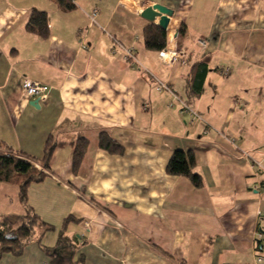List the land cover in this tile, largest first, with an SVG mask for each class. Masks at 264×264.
<instances>
[{
	"label": "crops",
	"instance_id": "1",
	"mask_svg": "<svg viewBox=\"0 0 264 264\" xmlns=\"http://www.w3.org/2000/svg\"><path fill=\"white\" fill-rule=\"evenodd\" d=\"M72 3L65 9L57 0H0V142L38 161L49 140L56 145L27 203L20 181L0 182V224L29 207L55 225L41 242L35 234L21 255L4 253L0 264L81 257L83 264H252L264 257L257 240L264 173L250 158L264 155V0ZM155 3L173 10L167 39L190 53L185 62L168 65L146 48L144 28L152 22L141 12ZM34 8L47 12L46 37L27 29ZM130 48L137 65L125 56ZM205 59L209 71L196 96L192 71ZM153 75L171 91H158ZM27 78L51 86L39 108L24 92ZM174 94L190 100L208 132L201 121L187 124ZM101 132L123 150L101 148ZM82 138L88 145L75 170ZM177 148L193 150L201 187L168 172ZM67 218L73 220L64 227ZM63 228L69 241L51 259L43 246L55 247Z\"/></svg>",
	"mask_w": 264,
	"mask_h": 264
},
{
	"label": "trees",
	"instance_id": "2",
	"mask_svg": "<svg viewBox=\"0 0 264 264\" xmlns=\"http://www.w3.org/2000/svg\"><path fill=\"white\" fill-rule=\"evenodd\" d=\"M65 9L74 8V4L69 0H57ZM27 29L31 32L39 33L46 37L49 34L48 15L47 12L36 8L31 10ZM185 25L180 27L179 33L185 34ZM167 31L161 28L158 24L149 23L144 28V41L147 49L160 51L167 46ZM209 71L206 59L195 64L192 71V79L190 88L194 95L198 96L203 92L204 81ZM183 98V97H182ZM188 103L190 100L187 99ZM100 147L113 153H120L123 148L106 132H101L99 136ZM88 142L85 138L79 140L75 146L73 167L76 170L83 158ZM56 145L46 144L45 157L43 160H36L34 157L22 151H16L0 142V182H19L21 199L27 203L28 189L32 182L43 180L50 170V158L53 154ZM195 154L192 149L177 148L168 163L167 170L173 175H184L191 179L193 184L201 187L203 178L201 174L194 171ZM42 168H37V165ZM30 219V221H29ZM72 218H67L64 227L72 221ZM36 224L42 228L41 232L36 227ZM55 228L52 224L44 221L32 208L27 207L25 216H5L0 224V258L4 253L11 252L15 255H21L26 244L32 237L39 233V241H42L44 235L53 231ZM64 228L59 234V239L55 247L43 246L51 259L57 257V254L69 238L65 234ZM83 257L73 262L72 264H83Z\"/></svg>",
	"mask_w": 264,
	"mask_h": 264
},
{
	"label": "built area",
	"instance_id": "3",
	"mask_svg": "<svg viewBox=\"0 0 264 264\" xmlns=\"http://www.w3.org/2000/svg\"><path fill=\"white\" fill-rule=\"evenodd\" d=\"M71 2H75L76 0H70ZM100 11L98 8H94L93 11L90 14V20L92 24H97V17L99 15ZM169 30V27L167 31ZM177 32L175 31L173 33L172 38L175 39L177 36ZM199 43L202 45H206L205 41L199 40ZM115 47H123V44L119 40H115ZM83 48H87L86 45H83ZM125 56L127 59L132 61L133 64L137 65L139 63L137 56L133 49H125ZM190 53L187 52L185 49L181 48H172L169 47V40L167 39V46L159 51L160 58L162 61L168 65H173L179 60H183L185 62L186 57L189 56ZM223 73L227 74L228 70L224 71ZM153 79L155 81L156 89L158 91H171V88L168 84V82L163 81L159 79L158 77L153 75ZM23 89L27 96L31 98H38L40 103L43 101H46L49 97L51 86L32 79H25L23 82ZM174 98L177 102H179L181 107V113L189 115L190 119L188 120L187 124L192 125L195 121H201L205 130L204 132H208L209 124L208 122L203 118V116L199 113V111L195 108H193L187 101V99L182 98L178 94H174ZM248 155V154H247ZM248 157H250L248 155ZM253 165L257 168H259L264 173V155L260 159H255L253 157H250ZM262 190L264 191V185L260 186ZM257 240L259 242V246L261 248L264 247V233L262 230H259L257 234ZM252 264H264V257L261 254H257L255 256L254 262Z\"/></svg>",
	"mask_w": 264,
	"mask_h": 264
},
{
	"label": "water",
	"instance_id": "4",
	"mask_svg": "<svg viewBox=\"0 0 264 264\" xmlns=\"http://www.w3.org/2000/svg\"><path fill=\"white\" fill-rule=\"evenodd\" d=\"M173 15V10L162 4L155 3L141 12V16L152 23L158 24L161 28L167 30L170 24L171 17ZM31 104L36 108L41 106L38 98L31 101Z\"/></svg>",
	"mask_w": 264,
	"mask_h": 264
},
{
	"label": "rangeland",
	"instance_id": "5",
	"mask_svg": "<svg viewBox=\"0 0 264 264\" xmlns=\"http://www.w3.org/2000/svg\"><path fill=\"white\" fill-rule=\"evenodd\" d=\"M37 168H42L41 166L40 167H38L37 166ZM29 221H30V219H29ZM54 225V224H53ZM55 226V225H54ZM35 228H37L38 230H39V232H41V230H42V228L41 227H39V225L38 224H36V227ZM45 243V242H44Z\"/></svg>",
	"mask_w": 264,
	"mask_h": 264
}]
</instances>
